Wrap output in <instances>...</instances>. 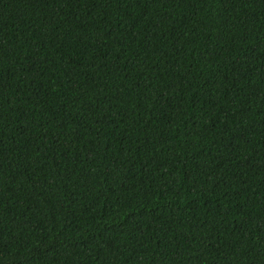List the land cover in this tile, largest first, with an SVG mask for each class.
Returning <instances> with one entry per match:
<instances>
[{
  "label": "trees",
  "instance_id": "1",
  "mask_svg": "<svg viewBox=\"0 0 264 264\" xmlns=\"http://www.w3.org/2000/svg\"><path fill=\"white\" fill-rule=\"evenodd\" d=\"M0 264H264V0H0Z\"/></svg>",
  "mask_w": 264,
  "mask_h": 264
}]
</instances>
